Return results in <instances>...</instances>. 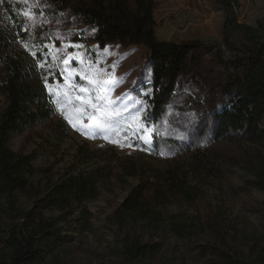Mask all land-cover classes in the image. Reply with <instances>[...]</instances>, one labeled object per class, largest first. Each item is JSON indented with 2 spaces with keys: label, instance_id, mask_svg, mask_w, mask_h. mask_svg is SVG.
Instances as JSON below:
<instances>
[{
  "label": "rangeland",
  "instance_id": "1",
  "mask_svg": "<svg viewBox=\"0 0 264 264\" xmlns=\"http://www.w3.org/2000/svg\"><path fill=\"white\" fill-rule=\"evenodd\" d=\"M62 1L66 0H0V36L14 40L12 30L21 28L12 54L24 59L25 70H37L45 77V84L52 86L47 92L54 108L49 119L14 133L11 150L33 157L35 173L30 181L38 190L68 174L99 171L100 195L86 202L90 230L81 227L78 213L61 224L64 245L58 252L60 259L57 262L50 256L45 264H129L114 251L119 231L113 216L141 180L124 176L120 161L137 164L150 180L152 169L188 174L193 199L173 196L165 208L167 213L202 222L222 213L238 230L261 235L264 193L249 184L237 146L217 140L215 132L217 117L232 95L225 87L228 78L248 68V62L240 61L242 55L225 43V22L235 18L240 24L256 26L264 19V0H230L231 11L224 9V0H155L158 40L195 45L192 67L159 121L153 119L146 102L153 95L151 51L118 43L101 49L98 43L87 41L89 35L83 42L73 41V33L84 29L74 27L60 6ZM232 42L240 47L238 37ZM3 74L0 65V76ZM50 77L53 83L47 82ZM85 101L97 107L107 103L119 130L108 132L107 139L103 134L93 138L79 131L91 125L90 133L94 122L104 123ZM6 104V97L1 96L0 108ZM69 116L74 118L75 128L66 118ZM2 224L0 218V241L5 235ZM138 234L151 240L143 228ZM191 250L166 235L164 260L157 264H203V258Z\"/></svg>",
  "mask_w": 264,
  "mask_h": 264
},
{
  "label": "trees",
  "instance_id": "2",
  "mask_svg": "<svg viewBox=\"0 0 264 264\" xmlns=\"http://www.w3.org/2000/svg\"><path fill=\"white\" fill-rule=\"evenodd\" d=\"M222 5L226 10L233 9L230 0ZM60 6L74 27L84 29L73 33L75 42H83L89 35L87 41L98 43L101 49L118 43L151 51L153 95L146 102L153 119H162L180 81L192 67L195 45L158 40L156 1L66 0ZM223 31L227 46L242 55L240 61L248 62V68L226 82V90L232 95L217 117L215 138L237 146L249 184L264 193V19L250 26L229 18ZM19 33L21 28L12 30L14 40L2 33L0 36V65L4 69L0 97L5 96L7 102L0 108V218L5 234L0 241V264H45L50 256L57 262L60 259L58 252L64 245L61 224L78 213L81 227L90 230L91 213L86 202L98 199L100 178L96 169L73 173L38 190L30 181L35 173L33 157L11 150L9 141L14 133L54 113L45 77L37 70H25L24 59L12 54ZM235 37L240 47L233 44ZM47 82L54 79L47 78ZM119 165L124 176L141 180L113 216L119 231L114 251L121 260L129 264L163 261L165 236L170 234L199 254L203 264H264V232L255 235L238 230L222 213L202 222L166 212L175 195L193 199L188 174L176 169L166 173L152 169L150 180L137 164L120 161ZM52 212L59 215L48 216ZM140 228L151 240L138 234Z\"/></svg>",
  "mask_w": 264,
  "mask_h": 264
},
{
  "label": "snow or ice",
  "instance_id": "3",
  "mask_svg": "<svg viewBox=\"0 0 264 264\" xmlns=\"http://www.w3.org/2000/svg\"><path fill=\"white\" fill-rule=\"evenodd\" d=\"M65 63H67V61H65ZM41 67H43V64H41ZM48 90L51 92L52 91V86L51 85H48L46 84L45 85ZM80 91L81 92H85L87 91L86 89L84 88H80ZM64 97H65V101L64 102H67V93H64L63 94ZM76 99H82L81 97H77ZM98 99H104L106 100L107 98H99ZM57 106L59 107L62 103V101L60 100L59 98V95L57 97ZM85 104H90L91 107L93 109L96 110V112L99 113V120L100 121H103L104 123H95L94 122V130H92L90 133L89 131H87L88 129L92 128L93 126L91 125H84L82 128L78 129L79 131H81L82 133L88 135V134H91L93 138H95V136L97 134H103L104 135V138H109L108 136V132H116L119 130L118 126H117V121L115 119H113L112 115L110 114L109 112V107H108V104L107 103H101L99 105V107H97L96 104L94 103H91L90 101H85ZM63 111V110H62ZM76 111H79V109H77ZM67 119H69V123L72 124V126L75 128L76 127V123L73 122V117H66ZM78 118V117H77ZM91 119V116L89 117ZM113 142H116V141H113Z\"/></svg>",
  "mask_w": 264,
  "mask_h": 264
}]
</instances>
